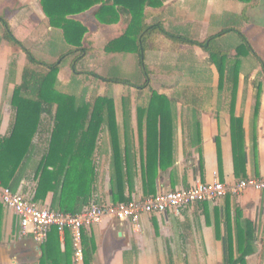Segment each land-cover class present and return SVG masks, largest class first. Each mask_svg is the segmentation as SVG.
I'll list each match as a JSON object with an SVG mask.
<instances>
[{"label":"crops","instance_id":"0c3cea01","mask_svg":"<svg viewBox=\"0 0 264 264\" xmlns=\"http://www.w3.org/2000/svg\"><path fill=\"white\" fill-rule=\"evenodd\" d=\"M99 5L69 17L86 27L83 45L92 48L81 60L86 66L78 71L124 80L131 86L116 84L111 92L109 85L110 92L103 93L106 83L73 72L77 54L65 58L58 76L66 89L77 82V95L86 94L87 102L99 97L113 101V111L104 113L91 159V200L114 205L197 184L218 181L232 186L245 179H263L264 0H166L161 8H148L144 24L161 23L173 37L158 33L146 42L147 75L132 50L104 52L109 43L127 33L131 18L125 14L117 23L99 25L94 14ZM0 17L46 64L76 49L65 41L63 30L51 26L39 0H0ZM2 34L0 25V38ZM177 38L198 43L214 40L204 50ZM15 48L6 40L0 43L1 138L12 131L16 112L11 102L28 63L12 71L7 57ZM99 48L104 54H98ZM213 54L224 56V74L212 60ZM232 69L237 76L230 75ZM155 85L167 89L158 90ZM5 101H10L13 111L3 110ZM56 113L42 114L34 152L22 169L17 190L50 209L56 201L53 192L39 202L34 198L36 168L48 152ZM74 202L71 192L67 204ZM84 234L85 252L94 249L90 264H228L229 258H242L238 264H264V192L250 189L214 203L193 204L181 212L145 214L139 227L110 219ZM19 235V219L0 202V264H10L14 258L22 264H39L45 245L72 261L70 231H53L42 246Z\"/></svg>","mask_w":264,"mask_h":264},{"label":"trees","instance_id":"16d2710c","mask_svg":"<svg viewBox=\"0 0 264 264\" xmlns=\"http://www.w3.org/2000/svg\"><path fill=\"white\" fill-rule=\"evenodd\" d=\"M41 7L50 21L52 27L63 30L65 41L76 47L68 54L50 65L38 60L25 45L19 41L6 19L0 17L3 40L20 49L26 55L28 64L22 72V82L13 94L12 108L16 112L15 122L10 135L6 138L0 137V182L9 187L13 192L18 190L21 172L27 161L34 152V141L39 132L42 114L55 115L54 129L51 135L48 152L44 155L36 168V196L34 202L45 200L50 192L56 199L51 209L64 213L78 214L91 200V184L94 177L91 159L96 149V143L100 134L101 126L106 117L104 113L113 111V101L109 97H99L94 101L87 102L84 97L77 95L78 87L72 93L63 92L58 88L61 65L66 57L77 54L72 63V70L76 75H89L97 81L107 84H121L131 86L124 80L111 79L88 71L79 72L75 64L85 58L89 46L84 47L85 34L88 32L85 26L75 17L95 9V17L99 25H111L117 23L121 15H130L131 25L121 38L109 43L105 53L115 51L132 50L139 55V64L147 75L148 68L145 63L146 42L152 39V35L158 33L172 38L161 23L145 25L147 9H158L164 5L166 0H39ZM176 39V38H175ZM184 43L197 45L208 50V44L214 40L209 39L205 43L186 41L177 38ZM88 41V40H87ZM244 50V49H242ZM241 51V49H240ZM224 56L213 54L212 60L216 63L220 74H224ZM12 71L16 67V60L11 62ZM230 75L237 76V72ZM110 119V117H107ZM92 178V180H91ZM90 188V189H89ZM75 193L74 205L67 204L68 195ZM57 232L53 228L49 233ZM48 236V238H49ZM84 234V245H85ZM85 250V246H84ZM231 254L232 247L227 246ZM43 256L39 264H73L68 257L60 255L53 246L42 247ZM93 250H86L85 264L92 261ZM244 255V254H243ZM231 257V256H229ZM244 257V256H241ZM64 259V260H61ZM228 259V264L242 262Z\"/></svg>","mask_w":264,"mask_h":264},{"label":"built area","instance_id":"2783aa9c","mask_svg":"<svg viewBox=\"0 0 264 264\" xmlns=\"http://www.w3.org/2000/svg\"><path fill=\"white\" fill-rule=\"evenodd\" d=\"M264 192L263 179H245L227 186L221 182L197 184L190 189L160 193L145 200H130L119 204H100L92 201L78 214L55 211L28 200L20 191L13 192L0 182V202L19 219L20 239L32 238L44 245L53 228L59 232L70 231L73 243V264H85L84 231L108 220L139 227L145 214L181 212L187 207L203 202H217L227 195L239 196L247 190ZM12 264H19L14 261Z\"/></svg>","mask_w":264,"mask_h":264},{"label":"rangeland","instance_id":"374dc122","mask_svg":"<svg viewBox=\"0 0 264 264\" xmlns=\"http://www.w3.org/2000/svg\"><path fill=\"white\" fill-rule=\"evenodd\" d=\"M0 25H1V23H0ZM105 43V42H104ZM103 43V44H104ZM53 45H52V50H53ZM105 52V51H104ZM104 52H103V48H99V53L98 54H100V53H102V54H104ZM24 55L25 54H23L22 52H21V50L20 49H18V48H15L14 50H13V52L12 53H8V57H7V63L9 64V67H10V62L11 61H15L16 60V68H15V70L18 72V66H20V65H22V63L25 65L28 61H27V59H25L24 60ZM37 56L38 57H40L39 56V54H37ZM69 58H71V57H69ZM28 64V63H27ZM64 64H68V62H64ZM85 64V65H84ZM202 63H200V65H201ZM86 66V63H83V62H77L76 64H75V67H76V69L77 70H80L81 68H83V67H85ZM91 66H92V63H91ZM203 66H204V63H203ZM11 67H13V66H11ZM89 68H91V69H94V68H92V67H89ZM100 69V68H99ZM99 69H94L95 71H97L98 70V72H100V73H104V70H99ZM8 73H9V70H8ZM68 74V73H67ZM67 74H63V79H64V81L66 80L65 79V77L67 78ZM10 75H12L11 73H10ZM114 75H116L117 76V74H115L114 73ZM113 75V76H114ZM205 77V76H204ZM67 81V80H66ZM86 83V82H85ZM112 87V91L111 92H113L114 90L116 91V84H105L104 85V87H103V93H108V92H110V90L108 89V87H110V86ZM82 86V85H81ZM64 87V88H63ZM77 87H79L78 86V83L77 82H75V83H72L71 84V86L70 87H68L67 89H66V87H65V83L63 82H59V85H58V88L60 89V90H62L63 92H69V90L70 89H75V88H77ZM154 88H156V89H160V88H162V89H167L165 86H154ZM97 89V88H96ZM95 89V92H97V91H99L98 89L96 90ZM80 90V94L83 92V88H80L79 89ZM87 93L89 94L90 92H89V90H87ZM111 94V93H110ZM108 95V94H107ZM85 98H87V96H86V94H85ZM86 100V99H85ZM6 109V111H11L12 110V108H11V105H10V101H5L4 102V104H3V110H5ZM13 111V110H12ZM14 261H16V260H14ZM14 261H12V263L14 262ZM19 264H22V263H24V262H21V261H17ZM12 263H10V264H12Z\"/></svg>","mask_w":264,"mask_h":264},{"label":"water","instance_id":"95a60500","mask_svg":"<svg viewBox=\"0 0 264 264\" xmlns=\"http://www.w3.org/2000/svg\"><path fill=\"white\" fill-rule=\"evenodd\" d=\"M19 253V252H18ZM22 253V252H21ZM23 254H25V253H23ZM22 255V254H21ZM17 256H19V255H17ZM14 260H17V258H14Z\"/></svg>","mask_w":264,"mask_h":264}]
</instances>
